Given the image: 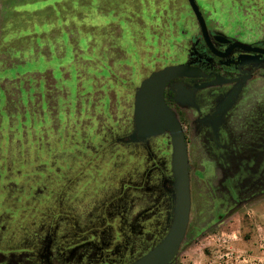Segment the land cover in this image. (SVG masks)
Returning a JSON list of instances; mask_svg holds the SVG:
<instances>
[{"label":"rangeland","instance_id":"1","mask_svg":"<svg viewBox=\"0 0 264 264\" xmlns=\"http://www.w3.org/2000/svg\"><path fill=\"white\" fill-rule=\"evenodd\" d=\"M195 1L210 35L264 44V0ZM199 62L209 57L187 0H0V264H40L44 250L47 264H132L163 240L170 135L120 139L134 133L143 80ZM258 76L215 122L214 89L166 100L185 132L191 200L170 264H264ZM244 142H257V164Z\"/></svg>","mask_w":264,"mask_h":264},{"label":"water","instance_id":"2","mask_svg":"<svg viewBox=\"0 0 264 264\" xmlns=\"http://www.w3.org/2000/svg\"><path fill=\"white\" fill-rule=\"evenodd\" d=\"M187 3L197 21L204 44L211 54L223 58L234 49L245 53H258L259 57L264 54V50L253 49L240 44H233L225 54H219L211 43L205 20L196 1L187 0ZM215 40L222 44L228 43L223 37H216ZM238 63L239 67H245L258 63V57L254 59L239 58ZM203 78H205L204 74L198 68L186 65L170 66L152 73L147 79L143 80L135 94L134 133L122 138L120 141L123 144H132L160 136L165 132L169 133L172 146L171 171L173 181L168 186L175 194V213L172 225L164 239L149 253L132 264H170L177 256L184 240L191 207L187 147L181 124L165 104L164 91L172 81ZM215 78V81L211 83L201 86L195 85L189 89H186L181 83H176L174 89L179 100L186 103L191 93L198 89L229 83V81L220 76H215ZM235 95L236 90L219 105L214 116L226 111L232 104ZM45 253L44 251L40 257L41 264H47Z\"/></svg>","mask_w":264,"mask_h":264},{"label":"flooded vegetation","instance_id":"3","mask_svg":"<svg viewBox=\"0 0 264 264\" xmlns=\"http://www.w3.org/2000/svg\"><path fill=\"white\" fill-rule=\"evenodd\" d=\"M207 30H208V28H207ZM199 31H200V29H199ZM208 33H209V31H208ZM209 36H210V40H211V43H212L214 49L219 54H225L226 51L228 50V48L231 45H233V44H240V45L247 46V47H250V48H253V49L264 50V44H262V45L250 44L249 45V44H244V43H241V42L233 41V40H231V39H229V38H227V37H225L223 35H210V33H209ZM216 37H223V38L226 39V41L228 43L227 44L219 43L217 40H215ZM202 41H203V39H202ZM203 45H204V49H205V51H206V53H207V55L209 57V63L207 65L206 64H202L201 65V63L199 62L196 65H186V66H191V67L200 69L202 71V73L204 74L205 78H203V79H195V80H185V79L182 80L181 79V80L172 81L171 83H169L167 85V87H166V89L164 91V101H165V104L167 105V107L173 112V110L171 109V106L166 102L168 97H170V99L175 98L176 101L179 104H181V105H186V104H189L190 102H192L194 96L197 93H200V92H202V91H204L206 89H214L215 91L213 92V94L215 96H217V98L221 97V99L218 102H216V105L214 106L213 111L210 112V114L208 116H206V119L208 121H210V122H215L221 116H223L224 114L229 112V110H231L236 105V103L238 102L240 96L244 95L243 94L244 91H245L244 88L249 82L254 81V80H259L258 79L259 78L258 73H261V72L264 71L263 70L264 69V54H261L260 57H259L258 53H245V52H242L240 50L234 49L233 51H231L229 53V55H226L225 57L220 58V57H216L215 55H213V54H211L209 52V50L206 48V46L204 44V41H203ZM255 57H258V63H253V64H250V65L245 66V67H239V63H238V59L239 58H251V59H254ZM177 66H182V65H177ZM215 76H220L223 79L229 81V83L222 84V85H217V86H210V87H206V88H203V89H198V90H196V91L191 93L190 98H189V100L186 103H183L182 101L179 100L178 95H177V93H176V91L174 89V85L176 83H181V84H183L185 86L186 89H189V88H192L195 85L201 86L203 84L211 83V82L215 81V79H216ZM234 90H236V95L234 97V100H233L232 104L229 106V108L226 111H224L222 114L214 116V114H215L217 108L219 107V105L222 104L225 101V99ZM200 108L201 107L199 106L198 109L200 110ZM173 114H174V112H173ZM175 117H176V115H175ZM179 123L181 124L182 129H183L182 123L180 121H179ZM183 132H184V129H183ZM184 136H185V132H184ZM124 138H126V137H124ZM141 142H143V141H141ZM185 142H186V137H185ZM120 143L123 144L121 141H120ZM132 144H134V143H132ZM243 144L246 145V146H244V147H246V153L244 155L245 156L247 155V157L256 158V159H252L254 161L252 163L253 164H257L256 162L258 161V159H257L258 157L256 155L261 153V152H259L260 150H259V146L257 145V142L256 143H252L250 145H248V143L244 142V143H242V146H243ZM123 145H128V144H123ZM241 149H244V148L242 147ZM172 177H173V175H172ZM171 182L165 181L163 183V189L168 191V192H173V190L168 186V184L171 183ZM165 185H166V187H165ZM189 218H190V215H189ZM43 252H41L40 257L43 254ZM40 257H39V260H40V264H41ZM46 262H47V259H46Z\"/></svg>","mask_w":264,"mask_h":264}]
</instances>
